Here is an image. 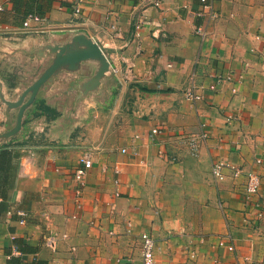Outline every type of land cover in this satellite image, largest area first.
<instances>
[{
    "label": "crops",
    "instance_id": "0c3cea01",
    "mask_svg": "<svg viewBox=\"0 0 264 264\" xmlns=\"http://www.w3.org/2000/svg\"><path fill=\"white\" fill-rule=\"evenodd\" d=\"M154 1L85 0L76 13V0H0V42L1 31H24L25 46L83 35L114 63L104 77L139 96L131 118L107 117L97 99L57 100L73 76L87 85L94 59L41 88L58 116L25 120L0 145V264H142L145 233L155 264H264V0H215L213 19L198 0ZM32 13L41 20L25 27ZM212 73L225 78L216 90ZM191 86L202 99L186 98ZM240 169L261 179L253 200Z\"/></svg>",
    "mask_w": 264,
    "mask_h": 264
},
{
    "label": "rangeland",
    "instance_id": "374dc122",
    "mask_svg": "<svg viewBox=\"0 0 264 264\" xmlns=\"http://www.w3.org/2000/svg\"><path fill=\"white\" fill-rule=\"evenodd\" d=\"M27 36L28 34L24 31L11 34L10 32L1 31L0 145L3 141L18 136L25 120L31 121L33 117H44L46 120H52L58 116L55 107H48L45 104L44 97L46 91H44L40 97L38 92L34 102L24 111L20 130L9 135L17 126L20 110V107L12 106L10 103L18 102L25 91L42 76L55 58L52 47L56 46V44L48 45L47 43L38 42L25 46L24 43L21 42H24ZM58 72L45 84H49L48 86H50L52 82H54L56 76L61 74ZM104 76L102 77V83L100 81V83L92 89H88L85 86L84 82H82V78L78 80L77 77L73 76L70 85L67 87V92H64L65 89H63L62 94H60V96L57 95L55 98L57 100L58 97L97 99L102 101L101 107H98V109L105 112L102 113L107 115V117L108 115L111 117H119L121 114L128 115L130 118L133 117L137 112L136 104L139 97L136 84L125 83L126 80H122L116 75ZM76 80L78 83H76ZM76 84H78L77 87ZM43 86L41 88H43ZM30 96L31 92H28L23 102L29 100ZM79 107L80 106H77L76 109H79ZM84 110L87 111L88 108L84 107ZM100 116L104 115L100 114ZM102 119H104V117H102Z\"/></svg>",
    "mask_w": 264,
    "mask_h": 264
},
{
    "label": "built area",
    "instance_id": "2783aa9c",
    "mask_svg": "<svg viewBox=\"0 0 264 264\" xmlns=\"http://www.w3.org/2000/svg\"><path fill=\"white\" fill-rule=\"evenodd\" d=\"M85 0H76V6H75V12L79 13L81 11V8L79 7V4H81V2H84ZM199 1V5H200V9L198 11V15L202 16V17H207L208 19H213L217 16V12L215 10L214 7V1L215 0H198ZM154 5L157 7H160L161 5V0H155L154 1ZM3 10V7L0 6V11ZM41 20L40 16L37 14H29L24 22V26L28 27L31 26L32 21H37L39 22ZM197 33L200 37L205 38L207 36L206 31L203 28H198ZM210 77L212 78L213 83L211 85H209L208 87L211 90H216L217 86L219 84L222 83L223 78L222 76L218 75L217 73H212L210 74ZM185 96L187 99L191 100L192 102H196L200 99H202V94L199 93L198 90H196L194 87H188L185 90ZM159 130L157 128L153 129L154 133H157ZM122 152H126V149L123 148ZM81 162L83 164L82 167L78 168L75 172V178L82 182L84 176L86 175L87 171L92 167L93 162L92 159L89 156H84L81 159ZM226 165H224L222 162H217L213 165L212 167V174L215 178V180L219 181V180H223L225 179V173L223 171V169L225 168ZM121 170L119 168L115 169V173L117 174H121ZM241 173H245L243 172L242 169L240 170H234V174L238 175ZM245 194L246 197L249 200H253L254 198H256L259 195L260 192V185H261V179L259 177V175L253 171H249L245 173ZM142 239V264H155V245H156V241L155 239L145 233L142 234L141 236ZM224 243L221 242V245H223ZM46 245L52 249L55 248L56 246V240L54 237H48L46 238ZM229 248L231 250L234 249V247L232 245L229 246Z\"/></svg>",
    "mask_w": 264,
    "mask_h": 264
},
{
    "label": "water",
    "instance_id": "95a60500",
    "mask_svg": "<svg viewBox=\"0 0 264 264\" xmlns=\"http://www.w3.org/2000/svg\"><path fill=\"white\" fill-rule=\"evenodd\" d=\"M52 52L55 53V58L52 64L45 70L42 76L28 90L25 91L18 102L10 103L12 106L20 107V110L17 126L10 132L9 135L20 130L25 109L34 102L41 87L62 67L68 66L70 69H75L77 65L83 61L90 59L100 61L101 66L99 70L86 85L88 89H92L100 83L102 77L110 69V67L115 66L114 63L110 62L107 58L98 42L93 39L86 38L83 35L75 36L72 42L67 44L53 46ZM28 92H31V96L29 100L23 102Z\"/></svg>",
    "mask_w": 264,
    "mask_h": 264
}]
</instances>
